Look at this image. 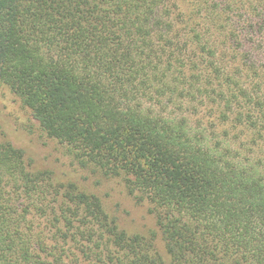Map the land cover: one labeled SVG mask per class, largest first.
Instances as JSON below:
<instances>
[{"label":"trees","instance_id":"obj_1","mask_svg":"<svg viewBox=\"0 0 264 264\" xmlns=\"http://www.w3.org/2000/svg\"><path fill=\"white\" fill-rule=\"evenodd\" d=\"M0 87L155 223L3 142L0 264H264V0H0Z\"/></svg>","mask_w":264,"mask_h":264},{"label":"rangeland","instance_id":"obj_2","mask_svg":"<svg viewBox=\"0 0 264 264\" xmlns=\"http://www.w3.org/2000/svg\"><path fill=\"white\" fill-rule=\"evenodd\" d=\"M9 142L25 152L33 168L48 171L57 182L74 184L79 191L95 194L107 211L119 219L121 229L145 233L155 229L148 205L137 204L116 182L99 180L83 170L56 142L43 139L28 113L0 87V143Z\"/></svg>","mask_w":264,"mask_h":264}]
</instances>
